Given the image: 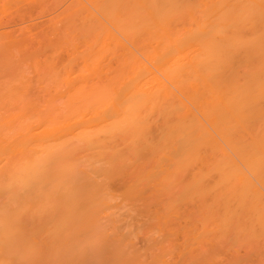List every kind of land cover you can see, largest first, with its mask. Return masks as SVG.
<instances>
[{
  "label": "bare ground",
  "instance_id": "1",
  "mask_svg": "<svg viewBox=\"0 0 264 264\" xmlns=\"http://www.w3.org/2000/svg\"><path fill=\"white\" fill-rule=\"evenodd\" d=\"M73 5L65 11L80 19L62 49L80 63L67 59L66 90L52 76L63 97L26 102V88L18 104L24 92L0 82V94L10 88L18 100L0 99V264H163L174 247L167 264H218L238 245H264V125L255 127L264 120V0ZM108 41L117 69L86 81ZM121 207L135 223L146 218L134 229L144 227L147 256L134 248L136 231L118 227Z\"/></svg>",
  "mask_w": 264,
  "mask_h": 264
},
{
  "label": "rangeland",
  "instance_id": "2",
  "mask_svg": "<svg viewBox=\"0 0 264 264\" xmlns=\"http://www.w3.org/2000/svg\"><path fill=\"white\" fill-rule=\"evenodd\" d=\"M72 2L75 3L76 0H74V1L73 0H59V1L58 0H1L0 1V22H2L1 23L2 26H0V33H1L0 34V41L3 40V43L4 42H8V43H5L6 45H4L3 43L0 42V56L2 57L1 58L2 60L0 59V61H1L0 62V68H2V69H0V71H1L0 72V82L1 81H4L3 83H5V84L7 82V84L5 86H4L3 83H0V84H3V86H4L3 87L1 85L3 87L2 89L6 88V86L7 87L9 86L10 88H12L11 89L12 91H11L10 95H14V91H15V90H13V87H12L11 84H13L14 86H16L18 88L17 91L19 93L22 92V91L24 92L23 94L20 93L21 95L18 93L21 96V100L19 99V101H18L14 96L13 97L12 96H10V97L8 96L9 95V92H10V90H9L10 88H8V89H5V91L3 92L4 94H2V93L0 94V95H2V97L0 96V99L1 98L2 99L5 98V100H6V99H8V98H6L8 96L9 98H12L13 100L15 99L16 101H18V104H19L20 101H21V103L22 102H25L26 101L25 99H27L26 97L30 98V99H27L26 102H28L29 100L30 101H34L35 100L36 102L39 101V103H42L43 101H44L43 103H46V102H48L50 100L57 99L58 96H59L58 99L61 98V97H63V93L65 92V90L68 88V85H69V82L67 81L68 79L67 78H64V77H66L65 76L66 71L69 70V68H67L65 66L66 61H67V59H69L68 60L69 66L68 65L67 66L70 67V68L72 66H74V67L77 66L78 67L77 64L80 63V62H77V64H76V61H78V60L75 61V59L72 56L73 55L72 54V51H73L72 50V47H70L69 53H68V51L66 49L65 50H64V48L62 49V47H65V45H66V48H69V45H71V43L70 44L69 43H66L65 40H63V39H66V37H65L66 35L64 36V34H66V32H68L66 30L67 29L69 30V28L72 27L71 24L73 25L75 23L73 26L78 25V22H77L78 20H77L76 17H78V19H80L78 15H76V17L74 16L76 14V13L74 14V10H72L73 13L72 12H70V13L73 14V16L75 17V20H74V17L73 16L68 15V14H70L68 12L71 11L70 8L75 5V4L73 5ZM67 7H70V8H67ZM65 8H67V10ZM65 10L68 11V12H66ZM61 13L62 14L63 13H65V14L68 13L67 15H68L69 18H66V15L64 16V18H61L62 17L61 16L62 15ZM70 16H71V18H70ZM60 19H63V21L61 20L62 23H60V24L57 25V23L60 21ZM64 19H66V20L67 19L68 20L71 19L70 20L71 23L68 20H67V22H66V20L64 21ZM102 21L106 24L105 20H102ZM64 22H66L65 23L66 26L63 27V28L59 27V25L60 26L63 25ZM68 22H69V26H67L68 25ZM53 23H56V24H53ZM57 27H58L59 30H62V31H59L60 34H59L58 31H55L56 32L55 33L56 35H55L52 30H56ZM2 32H3V35L5 34L4 36L2 35ZM114 32H115L116 36H119L118 39L120 41H122L123 43L128 44V42L126 41L125 38H123L118 32H116V31H114ZM7 35L10 36V37L7 38ZM60 35H61V37H60ZM21 36H23V37H21ZM59 37H60V40L62 41V43L60 45L58 44L59 46L57 47V41L54 43V40L56 38L59 39ZM120 37H121V39H120ZM18 38H19V40H18ZM21 38L24 40V44H22L23 41H21L19 43V41L21 40ZM70 38H68L66 40H70ZM51 43H53V44L51 45ZM110 43L111 42L108 41V44H110ZM21 44L23 45L22 47H20ZM67 44H69V45L67 46ZM108 44H106V46L104 45L106 47V49L104 48V46H101V50L103 48L105 49V50L103 49L101 51V53L103 51H105V52H103L101 54V57H102V55H103V57L105 56V58L108 55H109V57H107V59L100 57L101 58L100 60H102V61L99 60L100 61V63H99L100 66L98 65V68L96 70L97 72L94 71L92 75L89 74L87 76L88 78L86 77V79H87L86 81L89 80L91 82V80H92V82L95 81V82L98 83V81L101 79V81L103 80L102 83H104V79L106 78L108 80V77L111 75V73L117 69V60L115 59L116 63H115L114 60H112L113 59V55L111 54V52L115 48V54H116V53L119 52V48L118 47H115L114 44H112V43H111V45H108ZM7 45L9 47H4V46H7ZM107 46H108V48H107ZM18 47L20 48V50H19ZM56 47L59 49V52H58V49ZM111 47H113V48L109 50V48H111ZM5 48H7V50ZM56 49H57V52H56ZM9 50H10V52H9ZM14 50H15V53H14ZM5 51H7V53ZM53 51H54V53L52 54ZM60 51H62V52H60ZM66 51H67V56L65 55L66 54L65 53ZM239 51H240V53H239ZM2 54H4V55L2 56ZM232 54H233V56H232ZM34 55H36V56H34ZM37 55H38V57H37ZM54 55H56L55 58H54ZM111 55H112V57H110ZM239 55L242 56V50H240V49L238 50L236 48L232 50V52H231V56L232 57L230 58V65L233 64L234 68H239L241 66L240 65L241 62H243L242 58H240L241 56H239ZM4 56H5V58H4ZM9 56H10V58H13V59L11 61L9 59V63H7L5 61L7 60L6 58H9ZM31 56H33V57H31ZM34 57H37L36 59H38L40 62L38 60H36L37 61V64H36ZM237 58H238V60H237ZM62 62H64V65L62 64V66L59 67L60 66L59 63H62ZM103 62H104V64H103ZM233 62H235V63H233ZM4 63L6 64V66H4L5 65ZM236 63H237V66H235ZM238 63H239V65H238ZM46 64L48 65V67H46ZM70 64L72 66H70ZM7 65H9V66L7 67ZM102 65H103V67H102ZM18 66H19V68H17ZM21 66H22V68H21ZM56 66H57V68H56ZM43 69H44V71H43ZM52 69H53V71H51ZM100 69H103V70L101 71ZM53 72H55L56 74L53 73ZM42 73H43V75H42ZM18 74H20V75H18ZM25 74H27V75H25ZM59 74L60 75L63 74L62 75L63 77L61 76L63 79H60L59 78L60 77ZM103 74H105V76ZM53 75H55L54 78L57 77L56 79H57L58 83H59V80L64 81V79L67 82V86L66 87L65 86L63 87L62 86L63 83L60 82L61 83V86H62L61 88H64L65 89V90L64 89L61 90L62 93L59 92V88H60V85L59 84L60 83L58 85L56 84L57 82H55V79L54 78H53L54 80L52 79V76ZM99 75H100V79L97 77ZM40 76L41 77L43 76L42 77L43 79H46V78L49 77V79H47L48 82H47V80H43ZM45 76H46V78H45ZM95 77L98 78L97 79L98 81L96 80ZM50 79H52V80H50ZM39 80L41 82L44 81V84H39ZM105 82H107V81L105 80ZM25 83H26V85H25V87H23L24 86L23 84H25ZM27 83L29 85H31L32 87L29 86V85H27ZM46 83L48 85H49V83H50V85H52V87L51 86H48V87H50V90H47V84ZM53 83H54L55 86L53 85ZM64 84L66 85V83H64ZM44 85H45L46 88L42 87ZM56 86H58V88L56 89L57 92L54 90L55 92L50 93V94H55V95H52V96L50 95L51 96V98H50L48 91H53V88L55 89ZM19 88H22V89H24V88L26 89L27 88V89H29L28 95L25 94V92L28 91L27 89L26 90L25 89L24 90H22V89L20 90ZM42 88H44V89H42ZM43 90H46V91L43 92ZM5 92H8V93H5ZM16 92H15V94H16ZM57 93L58 94H61V95H58ZM5 94L6 95L8 94V95L3 98V95L5 96ZM18 98H20V97H18ZM12 99H10L8 101L10 102V104L13 105ZM15 104H16V102L14 103V105ZM11 107L12 106H9L8 108L10 109ZM15 108H16V105H15ZM259 120H261L260 121L261 124H260V122H257L256 124H259V125L256 126V124H255V127L256 128L257 127L259 128L260 125H264V120L263 119H259ZM261 129L264 130V126H262ZM235 130H237V129H235ZM153 132H155L154 129H153ZM238 132L236 133V137H238V134H240V135H242L243 138L244 137L245 138H248L247 134H242L243 131H241V132L238 131ZM262 132L264 133V131H262ZM245 138H244L243 144L244 143L246 144V141L245 140H247V139H245ZM221 143H223V142H221ZM223 147H224V144H223ZM227 151L230 154V150H228V148H227ZM231 155H232V152H231ZM232 156H233V158L234 157L237 158L234 154ZM235 161H238V159H236ZM113 185H115V186H113L114 190H117V187H118L117 192L118 191L120 192V189H122L121 188L122 186L119 185V184H113ZM187 206L188 205L183 206L184 207L183 209L184 210L188 209V211H189V208H191V207L188 206L189 207L188 208ZM115 212L117 213V215H116L117 221L120 219V220H122V222L120 224H122V223L124 224V225L123 224L122 225L118 224V227L119 226L122 227L121 231L124 230L123 231L124 234L127 233V231H128L127 228H129L130 230H132V229L135 230L136 231V234H137L136 235L137 237L134 238V248L136 250H138V251L140 250L141 251V254L144 253L143 255H146L145 252L146 251H149V250L147 248L148 247L147 246V243L145 241H143L145 239V236H144V227H141V230L140 229L139 230L134 229V228H136L135 226H137V225L138 226H141L142 225V220H146V218L141 219L140 217H138V219H141V221L139 223L136 222L137 223L136 224L135 223V220L133 221L132 218L129 216V213L127 212V208L121 207L120 210L116 209ZM135 213H136L135 211L134 212L132 211L130 213V215L133 216V215H135ZM106 220L107 219L102 220L103 221V224L105 223L104 226H107V228H110V223L108 221V224H107V221ZM128 221H132V223H134V224L131 225L132 227H130V224H128L129 227L127 225L126 228H125L124 226L126 225V223H128ZM179 222H181V221H179ZM179 222H177V223L180 226ZM181 224L182 225L184 224L183 220H182ZM147 225H149V223H146L145 226H147ZM173 229H175V227ZM157 235L158 234H156L155 238H157L159 236V235L158 236ZM157 239H159V238H157ZM238 246L239 247H237L236 250L234 248L235 251L233 253H232V251L231 252L228 251L226 253H223L222 254V257H221L222 260L221 261L218 260L219 263L218 262L217 263L218 264H264V245H261V246H259V245L258 246H256V245H252V246L251 245H249V246L248 245H246V246L245 245H242V246L241 245H238ZM173 247L174 246H172L170 248H173ZM174 248L173 249H170L171 252H169L168 250L164 252L165 253L164 259H166L165 260L166 263L164 262L165 264H167L168 261H170V263H174L175 258H176L175 252L177 253V251L174 250ZM154 252H156V251L154 250L152 253H154ZM148 259L149 258L147 257V260ZM142 261L145 262V260H142ZM150 261H151V257L149 259V262ZM208 262L209 261H200L199 263L198 262H196V263L197 264H209ZM210 262L212 264H215L216 261H210ZM190 263L193 264L195 262H190Z\"/></svg>",
  "mask_w": 264,
  "mask_h": 264
}]
</instances>
